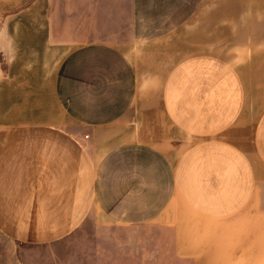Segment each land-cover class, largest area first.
Segmentation results:
<instances>
[{
	"label": "crops",
	"instance_id": "0c3cea01",
	"mask_svg": "<svg viewBox=\"0 0 264 264\" xmlns=\"http://www.w3.org/2000/svg\"><path fill=\"white\" fill-rule=\"evenodd\" d=\"M66 6L63 40L51 0H0V238L165 221L196 264H264V0ZM190 17L209 20L194 34L221 36V52H180L186 27L171 24ZM156 160L167 186L155 218ZM110 162L130 164L111 199Z\"/></svg>",
	"mask_w": 264,
	"mask_h": 264
},
{
	"label": "rangeland",
	"instance_id": "374dc122",
	"mask_svg": "<svg viewBox=\"0 0 264 264\" xmlns=\"http://www.w3.org/2000/svg\"><path fill=\"white\" fill-rule=\"evenodd\" d=\"M139 4L140 10H142L141 16L145 20L147 19L149 23L150 14L145 12L146 3L140 2ZM66 5L67 0H51L49 12L54 28L61 32L63 40H65L68 14ZM117 7L118 17H120L123 14L122 3H118ZM88 13L86 14L87 18H85L87 24H92V21H99L93 17L92 13ZM119 19L121 20V18ZM124 20L122 18L123 25ZM106 21L107 25L112 26L114 24L113 19L108 18V13ZM178 22L186 27V47L180 52H185L184 54L187 56L221 52L219 49L222 47L219 46H222L223 43L221 42L224 41L221 36L211 35L210 32L194 34V29L200 24L205 26L204 29H208V19L176 18L171 25ZM205 22L207 23L204 24ZM168 65L164 66L167 67ZM126 163H107V168L101 174V179L106 176V194L110 196V199L113 196L112 187L115 180L117 181L114 178V172H121L122 166L130 168V164ZM137 170H142L140 165ZM154 170L155 208L152 212L156 218L160 210L159 207L165 198L162 190L167 186V172L165 171L167 169L160 161L156 160ZM128 182L135 184V180H128ZM136 186L137 190L141 188L140 184ZM262 195L264 196V191ZM112 211L109 210V212ZM137 213L138 218L146 216L145 210H138ZM177 238L175 226H167L165 221H98L95 219V221H84L70 235L46 244L22 245L0 238V264H196L193 258L179 256Z\"/></svg>",
	"mask_w": 264,
	"mask_h": 264
}]
</instances>
